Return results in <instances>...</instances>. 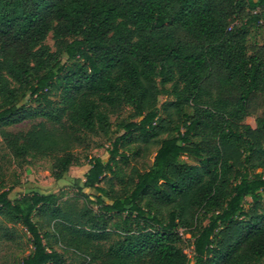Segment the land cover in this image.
I'll use <instances>...</instances> for the list:
<instances>
[{"label": "trees", "instance_id": "1", "mask_svg": "<svg viewBox=\"0 0 264 264\" xmlns=\"http://www.w3.org/2000/svg\"><path fill=\"white\" fill-rule=\"evenodd\" d=\"M259 23L264 0H0V138L10 153L52 157L59 180L88 134L110 143L107 159L88 156L73 180L95 190L89 205L0 187V245L19 241V225L30 251L18 264H64L50 238L81 264H264V42L247 47ZM159 95L171 98L158 104ZM124 106L131 119L112 135L108 111ZM147 154L145 169L125 171Z\"/></svg>", "mask_w": 264, "mask_h": 264}, {"label": "rangeland", "instance_id": "2", "mask_svg": "<svg viewBox=\"0 0 264 264\" xmlns=\"http://www.w3.org/2000/svg\"><path fill=\"white\" fill-rule=\"evenodd\" d=\"M247 18V11L240 16L237 23L245 21ZM247 47L248 51L252 52L256 47L264 42V23L255 24L248 27ZM53 49V40L49 34L44 41ZM170 96L159 95L158 104ZM259 104V103H258ZM261 106H255L251 114L246 116L244 122L255 125V116L260 114ZM109 119L111 122V134L117 132L119 129L118 123L121 120H130L131 110L129 107L124 106L119 109L109 110ZM42 119L36 118L34 120H25L16 125L7 127L6 129L12 132L26 131L32 124L40 122ZM110 150V143L108 139L100 135L88 134L82 143L72 148L73 154L77 157L78 161L68 168L67 173L63 178L56 180L51 175L52 170V157L40 156H26L23 159L15 158L5 146L0 138V187L9 190V197L14 198L28 190H36L40 193L54 192L59 196L61 205H72L75 208H80L83 204H91L88 200L94 202L93 194L95 190L83 188L80 192L74 179H84V174L89 167L88 156H98L101 159H107L108 151ZM152 160V154L140 156L137 158H130L127 165L124 166L125 171H128L131 166H136L139 169H145ZM191 161V160H189ZM82 192L89 197L83 196ZM250 199L247 198V202ZM93 210H98V204H92ZM118 218H116L117 220ZM37 220V217H34ZM6 225L12 227L13 225L6 222ZM18 234L19 241L4 242L0 245V264H18L20 258L30 251V244L27 241L28 234L25 229L19 225H14ZM47 246L60 251L64 258V264H81L85 257L73 250V248L64 245V243L50 238L45 240ZM181 246L187 254L190 262L192 261V245L190 240L185 234H182Z\"/></svg>", "mask_w": 264, "mask_h": 264}]
</instances>
